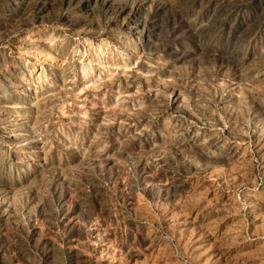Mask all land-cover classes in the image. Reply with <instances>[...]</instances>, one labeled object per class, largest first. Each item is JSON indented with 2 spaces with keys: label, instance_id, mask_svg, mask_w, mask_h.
<instances>
[{
  "label": "rangeland",
  "instance_id": "374dc122",
  "mask_svg": "<svg viewBox=\"0 0 264 264\" xmlns=\"http://www.w3.org/2000/svg\"><path fill=\"white\" fill-rule=\"evenodd\" d=\"M26 1L0 0V264H264V0Z\"/></svg>",
  "mask_w": 264,
  "mask_h": 264
},
{
  "label": "bare ground",
  "instance_id": "6f19581e",
  "mask_svg": "<svg viewBox=\"0 0 264 264\" xmlns=\"http://www.w3.org/2000/svg\"><path fill=\"white\" fill-rule=\"evenodd\" d=\"M24 1H26V0H24ZM26 2H27V1H26ZM31 2H32V1H31ZM40 3H41V2H40ZM43 3H44V2H43ZM29 4H30V2H29ZM36 4H37V2H36ZM44 4H45V3H44ZM20 5H21V4H20ZM34 7H35V6H34ZM34 7H33V8H34ZM42 7H43V6H42ZM16 8H17V7H16ZM33 8H32V13H33V10H34ZM17 9H18V8H17ZM17 9H16V10H17ZM23 9H25V8H23ZM37 9H39V8H37ZM21 10H22V9H21ZM26 11H27V9H25L24 12L22 11V13L17 14V15L20 16L21 19H22L23 17L25 18V17H26V14H27ZM30 11H31V10H30ZM20 12H21V11H20ZM28 12H29V10H28ZM36 13H37V12H36ZM34 14H35V13H34ZM26 18H27V17H26ZM19 20H20V19H19ZM24 20H27V19H24ZM24 20L22 19V21H24ZM20 21H21V20H20ZM25 23H26V22H25ZM13 25H14V24H13ZM27 25H29V24H27ZM24 26H25V25H24ZM29 26H30V25H29ZM10 28H11V27H10ZM24 45H25V44H24Z\"/></svg>",
  "mask_w": 264,
  "mask_h": 264
}]
</instances>
